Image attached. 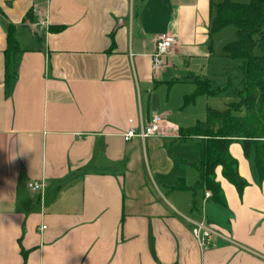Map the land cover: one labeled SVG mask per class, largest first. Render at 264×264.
Masks as SVG:
<instances>
[{"label":"crops","instance_id":"0c3cea01","mask_svg":"<svg viewBox=\"0 0 264 264\" xmlns=\"http://www.w3.org/2000/svg\"><path fill=\"white\" fill-rule=\"evenodd\" d=\"M225 1L0 0V264H264L255 149L229 148L242 195L217 170L226 207L210 191L176 190L198 181L187 146H199L152 97L177 83L192 94L230 59L210 35ZM11 26L20 51L7 70ZM163 34L174 44L156 70ZM153 114L164 119L157 135L125 140ZM191 221L219 230L215 247H200Z\"/></svg>","mask_w":264,"mask_h":264},{"label":"trees","instance_id":"16d2710c","mask_svg":"<svg viewBox=\"0 0 264 264\" xmlns=\"http://www.w3.org/2000/svg\"><path fill=\"white\" fill-rule=\"evenodd\" d=\"M227 27L236 29L235 41L225 46L224 54L241 61L242 89L236 91L239 101L228 104L224 111L209 108L205 121L179 132L183 141L195 140L199 146L200 158L193 164L199 179L193 187H187L183 179L175 187L193 193L210 191L212 199L225 207V196L217 181L218 169L240 195L247 187L238 173V162L230 153L231 144L242 141L246 155L255 149V168L260 181H264V0H250L248 4L226 0L219 4L211 20L210 35ZM7 44L8 70L12 58L20 51L13 26L8 30ZM255 50L259 51L258 55ZM221 92L213 89L210 82L198 80L195 91L185 96L184 104L192 105L202 95L214 96ZM193 206L196 207V201Z\"/></svg>","mask_w":264,"mask_h":264},{"label":"rangeland","instance_id":"374dc122","mask_svg":"<svg viewBox=\"0 0 264 264\" xmlns=\"http://www.w3.org/2000/svg\"><path fill=\"white\" fill-rule=\"evenodd\" d=\"M228 1L248 4L250 0ZM233 41H235L234 27H227L214 34L212 37L213 47L215 48L216 46V51L220 47L218 51H220L221 54L224 53V44H229ZM255 54L258 55L259 51L255 50ZM240 65L241 61L239 60L229 59L227 62L219 60V62H215L214 64L212 63L211 68L209 70H205V72L201 74V80L210 81L213 89L221 90L222 95L214 97L203 96L202 98H198L194 104L185 106L184 97L186 95H190L191 93L182 95V89H184L186 85L177 83L174 88L161 86L160 88L153 90L152 97L155 105L158 107V110L160 108L159 111L165 110V107L168 105V110L174 112L172 119L177 120V127L188 129L195 125L197 121H203L205 119L207 108L224 111L228 104L239 101V96L236 91L242 89L239 71ZM228 82H230V86H228ZM187 155L190 160H199V148L194 144H190L187 146ZM190 172L193 176H198V173L195 172V170Z\"/></svg>","mask_w":264,"mask_h":264},{"label":"built area","instance_id":"2783aa9c","mask_svg":"<svg viewBox=\"0 0 264 264\" xmlns=\"http://www.w3.org/2000/svg\"><path fill=\"white\" fill-rule=\"evenodd\" d=\"M44 26V24L42 23ZM174 40L168 34H163L158 37L155 52L152 55L153 65L156 70L164 66L165 58L173 48ZM164 119L161 115L153 114L151 122L147 126H141L139 130L131 129L124 136L126 141L133 138L145 140L155 136L160 132ZM30 191L43 194L46 191V186L41 182H30L28 184ZM209 192L206 193V198H210ZM192 233L197 239L202 249L213 248L216 246L215 238L221 237L219 230L207 221H191Z\"/></svg>","mask_w":264,"mask_h":264}]
</instances>
